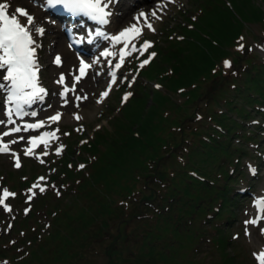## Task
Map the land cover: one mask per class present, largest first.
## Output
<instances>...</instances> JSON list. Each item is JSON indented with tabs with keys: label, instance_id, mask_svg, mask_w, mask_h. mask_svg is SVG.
I'll list each match as a JSON object with an SVG mask.
<instances>
[{
	"label": "rangeland",
	"instance_id": "1",
	"mask_svg": "<svg viewBox=\"0 0 264 264\" xmlns=\"http://www.w3.org/2000/svg\"><path fill=\"white\" fill-rule=\"evenodd\" d=\"M154 1L156 0H143L142 3L136 6V9L141 7V11H143L144 5ZM160 2L164 3V0H161ZM0 3L9 5L7 10L10 13L15 14L14 9L16 8V4L14 0H0ZM199 3L202 7H199ZM213 5L218 6L222 12L225 10V14L229 13V19L221 21V24L219 22L215 23V19L213 21L214 23H207L206 18L207 16L210 17L211 13L207 12L206 8H211ZM164 8L166 10L159 15L160 18L150 16L151 20L141 21H144L146 24L150 22L153 26L155 25V31L149 29L145 25H141L143 29L142 38H149L155 44L160 43L161 46L165 47V45L168 44V38L180 39L182 32L181 30H178V26L186 27L188 21L190 22L195 19V21H192V26L184 32L185 38L182 42V45H184L182 48V50H184L183 54H188L194 50L201 51L205 55L211 53L218 55L220 66H216V69H219V71L223 69L225 76L218 79L216 85L213 82L212 73L200 74L193 80H189L187 77L190 76V73L192 72L189 63H186L185 66L183 65V61H176L177 59L173 62H169L168 60L161 58L160 55L157 56V51L155 52V50L152 49L151 51L155 53V58L147 66L148 69L152 71L155 70V77L152 82L139 76V73H135L136 62L133 61L132 58L127 60L119 81L111 86L107 83V70L109 67L106 68L103 64V68H101L102 66L93 67L94 72L92 75V83L95 87V92L89 96L86 95V102H83L80 107L82 109L77 106H72V108L69 109L70 111L66 110L67 108H63L64 111L66 110V116L78 114L80 119L77 120L74 115V118L72 119L64 117L57 123H52L50 125L46 124L42 131L35 134L39 135L41 132L48 131L49 128L59 129L57 132L59 139H50V144L47 149L43 144H40L34 149L35 155L24 158L26 156L24 154L25 149L30 146L28 144V139L29 137L34 136V134L27 133V130H22L19 133H13L11 136L4 137L5 142L17 139L20 136L24 137V140H19L17 143L10 145L11 152L19 154V158L22 160L21 167H15V160L11 153H0V196L3 195L4 189H7L11 193H15L14 196L8 197L5 201L11 208L10 212L6 211L4 207L0 205V248H5V245L9 243H11L13 247V249L9 250L8 248L4 249L8 253L7 264H13L14 259L12 253L18 252L19 254L26 256V250L30 249L31 251L32 247H35L32 246V243H28L26 238H23V241H25L22 242L23 245L19 243V246H17L19 248H14L15 245L11 241L10 236H5L13 232V234H15L14 236L19 238L18 219L28 212H25V210L30 208L36 196L34 195L31 201H26L24 195H30L31 192H27V190L25 191V186L15 187L14 183H19L21 181L29 183L31 180L32 183L34 182L32 185H34L37 183L38 179L34 181L32 178L37 172V174H42L43 177L46 178L47 173L45 172V168L49 166L50 168L51 166L58 167L59 163L56 162L64 153L65 149L67 151L72 150L73 156L74 154H79L77 157H73L67 164L73 171H79L80 173L81 171H87L92 168L96 169L100 165L98 161L100 154L103 153L102 151L108 150L111 140L117 139L119 145L122 144L123 138L118 132L120 131L119 124L120 120H122V116L125 114V109H121L123 104L122 101L124 100L121 99L120 94L125 90H128L130 93L134 91L135 93L137 85H142L144 88L143 90L146 91L147 94H150L151 96L153 95L154 104L151 105L150 115H154L155 124L158 122L163 124L161 130H155L154 132L158 138L153 139L148 133L145 135L140 134L141 136H139V138L145 141H150L151 143L154 142L152 147L163 145L166 137H172L173 134L170 135L169 132L173 133L175 130V124H173L174 120H178L185 115L190 116L191 113H193L192 108L194 102L192 103L190 101V103L187 101H189V98L192 96V93L196 88L200 89L199 91L197 90L198 92L201 91L200 93L202 94L208 93L211 96L216 93L219 94L220 90H224L226 96L233 99V104H231V106L236 105L233 112L230 114L222 112L225 109H228V106H225L226 104L224 105V101L219 105L216 104L215 111H218L217 113L221 130L224 131L226 127H231V131L239 135L242 140L238 141L235 139L233 144L231 143V139H229L230 135H221L220 138H218L219 140L217 139V141L211 146L208 145L204 147V150H202V148L197 150L196 143H194L196 138L188 135L186 136L188 139L184 144L183 152L182 155H180V160L177 165L172 164L176 157L175 154L162 159L158 163L160 168H164V165L168 168L166 169L170 178H174L175 174L178 173L176 179L181 181L179 184L180 187H178L175 192L176 196L174 197V201L163 203L161 220L164 222V218H168V224L172 225L174 221L182 217L180 219L182 222L180 225L183 231L174 232L175 229L172 228L168 230L167 234H164L161 239L163 243L161 248L163 254L157 255V259L163 260L171 257L170 252L172 246L181 242L190 245L189 250L186 251L185 261L193 262V264H214L216 262L227 263L234 255L240 256V260H238L237 264H240L241 262H245L244 264H257L256 261H259L258 256L254 254H258L262 249L264 250V241L254 238L252 228L255 227L257 230L258 227L250 224L246 226L245 221L253 218L252 213L254 208H256L254 205L255 198L257 196L259 198L264 197V168H260L264 165L262 164L264 161V106L259 105L260 102L257 100L246 98L247 93L243 90L244 84L246 86V83L244 82L247 81V79L251 80L248 78V74L252 73L251 76H253L252 79H254V82H251L253 86V91L251 92H254L255 96L262 95L264 98V0H175L174 3H167L164 5ZM129 13L132 14V10ZM134 14L137 15L136 13ZM45 19L47 21V18ZM227 22H232L234 26L238 28L236 34L232 37L224 34V24ZM47 23L51 24L48 21ZM133 23L138 22L134 20L130 24L122 23V25L118 27V25L121 24L120 18H118V23L115 25L114 32L121 27L127 28ZM215 24L216 26H214ZM236 27L231 28V30ZM56 32H58L56 29L55 31H47V33H51L53 36L57 35ZM214 33L219 35L217 38L223 39L218 46H215V43L213 42V39H217L215 38ZM41 37L42 36L38 37L39 45L41 39H44V41L47 40V38ZM241 37H243V40L240 39ZM55 40H59V37H55ZM240 44L244 45L243 50H239ZM52 55L53 54L46 52L44 46L41 50V66H43V63L46 65V61L53 58ZM225 61H231V67H225ZM96 68L99 69L96 71ZM231 68L234 69V72L231 71L228 73ZM41 70V79L49 91V96L53 99V101H50V104L54 105L56 104V101H54L55 99L60 100V95H58L59 91H57L59 88L52 87V84L48 79L49 76H47L48 74H45V66H43ZM62 71H64V69L57 72L59 73ZM2 75L3 73L0 76ZM144 76L147 78V75ZM125 77L127 78L123 82ZM234 77V83L237 84L241 82L237 86L242 89H234L235 85L233 86V89H231V83H233ZM128 82H131V84L129 85ZM102 84H104V87ZM258 84L262 86V90H258ZM61 88H63V85L60 86V89ZM106 90H108L109 94L107 97H104L102 93ZM197 91L195 93H197ZM205 97L206 95L198 100ZM161 99L166 101L165 104L160 102ZM198 100L196 102H198ZM240 100L250 104V106H246V110L249 111L250 114L247 113L243 108V105L239 103ZM201 101L204 102V100ZM3 102L4 97L3 95H0V120L7 119L4 112ZM172 103H174L175 106H173ZM72 105H74V103ZM58 106L61 107L60 105ZM148 106H150V104ZM59 107H56L55 105L54 109L47 111L45 117L42 116L43 120L45 121V119L51 117L53 113L56 114L59 112ZM35 112L37 114L39 113L38 110ZM43 113H45V110ZM115 115H117V117L113 118ZM232 116L238 117L240 122L239 120L236 121L233 119ZM33 117L37 119L36 115ZM42 117L40 116L38 119ZM14 119L17 121L16 125L0 124V133L17 125L23 129L24 125L27 123L38 122L37 120L27 121L15 117ZM208 119V113L205 109L204 102L201 104V108L197 107L195 110V117L191 120H186L183 123V127L187 131H193L196 127L203 125L202 123L208 121ZM245 119L247 120L245 123L246 128H244L243 125ZM129 121L130 120L125 121L124 124H122L127 133H129L127 129L129 127ZM142 121L143 118H137L134 120L133 128H130V132H132L131 134L133 136L137 131L136 126H139ZM172 125L174 126L172 127ZM246 130L247 134L245 133ZM178 131L179 128L176 129L175 134H177ZM251 132L253 133L252 135L250 134ZM101 137H105V140ZM86 138L91 139L88 140V143L83 145L78 152L77 149L78 145H80V141L85 140ZM61 144L64 145V149L62 153L58 155L54 151V148ZM45 151H47L48 154L46 156H41ZM141 151L148 152L145 147H143ZM176 151L180 153L182 148H177ZM165 152H168V150ZM40 159H43L44 163H41ZM31 161L35 162L37 165L31 164ZM229 162H233L236 170H238L233 179V181L235 180L234 186L238 189V192L246 189L245 194L234 202V220H232L230 224L224 222L225 218L222 220L219 219L217 223H215V221L207 223L205 221L206 218L214 219L213 211H211L207 205L202 207L201 211H198L197 205L203 206L206 203L211 202L216 190L222 187L221 184H217L215 190V188L209 184L213 179V174L216 169L224 168L225 170H228L226 163ZM80 165H83L84 167L81 168ZM22 167L23 169H21ZM251 169H255L254 174ZM258 169L259 172H257ZM19 170L20 173L18 175L17 171ZM10 171L15 174L16 179L11 177L12 174ZM49 172L50 171H48V173ZM62 176L63 174L61 177ZM22 178L26 180H22ZM48 179H50L51 183L56 181L52 180L49 175ZM233 181L231 184H233ZM3 182L6 183V185H3ZM221 182L224 183V181ZM41 183H46L48 187L55 189V186H49L47 179ZM70 184H72V182H70ZM101 184L99 185L101 186ZM32 185L31 187L33 188ZM60 189H64L63 195L60 194V197H58V193H53L52 196H50L51 202L58 198L60 201H63V206L60 210L45 209V207H48L50 200H46L45 204L42 206H36L38 202L36 200L34 202V207L36 208V210L34 209V216L38 224H40L42 221L41 219L43 218L41 211L44 210V218L49 227L48 231L51 230L52 216H62L63 211H66V213L75 211V207L73 205L71 206V204L73 203V196L79 191L78 187H76V185L71 187L60 186ZM33 191L36 194L40 193L39 188H35ZM58 191L56 190V192ZM112 194L115 195L116 192H112ZM135 197H138V195ZM28 219L31 224H35L34 218L31 217ZM58 221L59 218L56 222ZM183 221H188L190 223L192 221L194 222L186 227ZM263 223L264 222H261V224ZM39 226H41V224ZM125 227L127 230H130L133 229L134 224H128L125 225ZM246 228L250 235L245 234ZM43 236L39 237V235H36L37 239L40 241ZM219 237L220 240L218 241ZM228 239H231V243H228ZM101 246H103L101 241H97L94 244V249H91L93 252L90 254L92 255L91 261H94L95 264H105V257L102 255V251H100L102 249ZM51 249L52 247L50 250ZM95 250L98 251L96 252ZM96 253L100 254L98 255ZM178 260L181 259L178 258ZM5 263L6 261L0 260V264Z\"/></svg>",
	"mask_w": 264,
	"mask_h": 264
},
{
	"label": "trees",
	"instance_id": "2",
	"mask_svg": "<svg viewBox=\"0 0 264 264\" xmlns=\"http://www.w3.org/2000/svg\"><path fill=\"white\" fill-rule=\"evenodd\" d=\"M206 9L207 12L211 13L210 17L207 16L206 18L207 23H214L215 19V23L219 22L221 24V21L229 19L230 14H225V10L222 12L218 6L213 5L211 8L207 7ZM224 27V34L229 37L234 36L238 30L232 22L225 23ZM234 27L236 28L231 30ZM180 29L183 32L187 30L185 27ZM214 36L215 38L219 37L217 33H214ZM183 40H168V44L165 47L158 45L155 48L160 57L169 62L177 59L176 61H183L185 66L186 63H189L192 72L187 79L193 80L200 74L212 73V79L216 85L218 79L225 76L223 69L221 71L216 69V66H220L218 55L213 53L205 55L201 51L194 50L188 54H183ZM222 40V38H217L213 39V42L215 46H218ZM144 74L150 80H154L155 70L147 69ZM251 75L252 73L248 74V78L251 80L247 79L244 82L246 86L244 84L243 91L247 93L246 98L257 101H259L258 98L264 99L262 95L255 96L254 92H251L253 91L251 82H254ZM237 85H235L234 89L241 88ZM257 88L262 90V86L259 84ZM197 90L199 91L200 89L196 88L189 101H187L194 102L193 113L190 116L185 115L178 120H174L175 130L173 133L169 132L170 135H173L172 137H166L163 145L152 147L154 142L151 143L139 138L140 134L145 135L146 133L153 139L158 138L154 132L155 130H161L163 124L161 122L155 124L154 115H150L154 97H151L152 101L150 106L147 107L150 94H147L143 88H138V91L130 97L123 107L125 114L120 120V131L118 132L123 138L122 144L119 145L117 139L111 140L108 150H104L100 154L98 160L100 165L96 169L92 168L80 173L79 171H73L67 166L72 158V154L67 152L61 160L62 165L59 173L53 174L51 179L56 181L60 179V183L72 182L73 185L78 187L79 191L73 196V203L71 204V206L75 207V211L69 213L63 211L62 216H52L51 230L44 236L42 241L32 247L27 257L16 259L17 256L13 255V264H95L94 261H91L92 255L90 254L93 253L91 249H94V244L97 241H101L103 245L100 251L105 257V264H193V262L185 261L186 251L189 250L190 245L181 242L172 246L171 257L163 260L157 259V255L163 254L161 239L164 234H167L168 230L172 228L175 229L174 232L183 231L180 225L182 217L174 221L172 225L168 224V218H164V222L161 220L163 203L174 201L175 192L180 187L181 181L176 179L178 173L175 174V177L171 175L174 178H170L167 172L168 168L165 165L164 168H160L158 163L162 159L175 154L176 157L172 164L177 165L183 151L178 153L176 149L184 148V144L188 139L186 136L188 135L196 138L194 143H196L197 150L199 148L204 150V147L211 146L221 135H230L231 143L236 138L242 141L239 135L231 131V127H226L224 131L221 130L218 111H215L216 104L219 105L224 101L223 103L228 106V109L222 112L230 114L236 108V105L231 106L233 99L227 97L224 90H220L219 94L216 93L212 96L208 93L202 94L200 93L201 91L198 92ZM196 91L197 93H195ZM204 95H206L205 98L198 100ZM197 100L198 102H196ZM201 100L205 102V109L209 119L204 121L203 125L196 127L195 130L187 131L183 127V123L195 117V110L197 107L201 108V104L204 103ZM160 102L165 104L166 101L161 99ZM239 103L245 109L247 102L240 100ZM172 104L175 106L174 103ZM137 118H143V121L139 126H136L137 131L133 136L130 128H133L134 120ZM128 120H130L127 128L129 133L122 125ZM177 128H179V131L175 134ZM101 138L105 140V137ZM143 147L147 148L148 152L141 151ZM166 150L168 152H165ZM226 166H233V170L216 169L213 179L209 183L215 190L217 184L222 185L221 188L216 190L211 202L203 206L197 205L198 211H201L202 207L206 205L213 211L214 219L206 218L205 221L207 223L211 221L217 223L219 219L222 220L223 218L228 222L234 216L232 207L235 198L239 195L238 193L236 194L235 187L231 182L234 179L233 173H236L237 170H235L233 162L226 163ZM62 174L63 176L60 177ZM11 177L14 179V175ZM221 181H224V183ZM26 184L27 182L21 181L17 186L21 187ZM112 192H116V194L113 195ZM136 195L138 197H135ZM50 196H52L51 192L39 196L36 200L38 202L36 206H42L46 200H50L47 209L60 210L63 206V201L58 198L51 202ZM34 209L36 210L33 206V211ZM33 211H30L25 217L21 216L18 220L23 225H29L28 218L35 217ZM58 218L59 221L56 222ZM34 221L36 222V219ZM183 222L188 227L194 221L191 223L188 221ZM128 224H134L133 229L127 230L125 225ZM32 227L34 231L35 227ZM22 231V236L25 235L27 241H30V243L35 241L36 236L33 231L23 229ZM219 240L220 237L218 238ZM228 240V243H231L230 239ZM19 242L22 244L25 241L20 239ZM16 245L19 244L16 243ZM51 247L52 249L50 250ZM95 251L97 252L98 250ZM96 254L99 255L100 253ZM6 255V251L0 248V256L5 257ZM178 258L181 260H178ZM214 264H237L236 255L232 256V259L227 263L216 262Z\"/></svg>",
	"mask_w": 264,
	"mask_h": 264
},
{
	"label": "snow or ice",
	"instance_id": "3",
	"mask_svg": "<svg viewBox=\"0 0 264 264\" xmlns=\"http://www.w3.org/2000/svg\"><path fill=\"white\" fill-rule=\"evenodd\" d=\"M116 0H44V7L49 11H63L72 16H86L91 21L97 23L100 26H105L110 23V17L112 15L111 5L115 3ZM9 5L5 3H0V72L3 73L0 76V95L4 97V112L7 117L6 120H0V124L16 125L17 121L14 117L23 118L27 115L35 116L37 113L35 111L29 113L27 111L32 105L37 102H42L47 94V90L42 87L39 83V71L40 64L37 57V48L40 46L36 37L43 36L45 29L40 26H35V17L30 14L27 9L23 7H17L15 9V14H9L6 8ZM18 14V15H17ZM152 16H157L156 10H152ZM24 17L26 23H21L19 17ZM148 13L143 11L139 12L134 19L140 21L141 19L148 21ZM148 28L155 31L154 26L149 22ZM142 34V28L138 26L137 23H133L127 28L119 31L118 34L108 36L104 31L97 29L94 33L95 36L103 37L106 40H110L114 44L123 43L124 48L119 53V63L115 64V68L119 69L125 60V55H130L131 52L126 51L129 48L132 39L140 36ZM92 34L90 33V39ZM243 40V37L240 38ZM132 50L135 49V45H132ZM151 47L150 41H145L139 51L141 54L146 52ZM244 45H239V50H243ZM102 57H111L115 53L109 49H105L100 54ZM155 53H151L148 59H144L141 63V67L148 64ZM57 66L62 65V58L59 54H56L53 61ZM111 63V61H109ZM225 67H231V61H225ZM92 67L91 64L85 63L83 60L80 61L79 74L74 76L73 87L69 88L65 83V76L63 73L60 74L59 79L55 82L57 84L63 85L62 91L59 93L63 99L64 104L68 103L66 97L69 92L75 91V83H78L81 78L86 74V69ZM113 83H115V72H112ZM158 87V86H157ZM109 94L108 90L102 93L104 97ZM131 93L125 95L124 99L127 100ZM77 101L81 99H87V96H76ZM61 113L57 112L55 115L49 117V121L57 122L61 118ZM77 120L80 116L77 114L75 116ZM45 127L44 121H38L36 123H27L24 125L23 129L17 125L15 127L9 128L7 131L0 133V153H11L15 160V167H21L19 154L12 153L10 145L17 143L19 140H24L23 136L17 139L4 141V137L11 136L13 133H19L22 130L29 129H40ZM59 129L54 131H45L40 135H34L29 137L28 144L30 146L26 147L25 155L33 156L35 155L34 149L40 144H43L45 148L50 144V139H59L57 132ZM64 145H59L56 148V153L59 155L62 153ZM47 151L43 152L41 156H46ZM41 163H44L43 159H40ZM83 168V165H80ZM252 173H255V169H251ZM45 177H39L37 183L33 185V189L39 188L40 192L46 191V184L41 182L45 181ZM33 189H29L32 195L28 197L31 200L35 195ZM15 193L9 192L7 189L3 190V195L0 196V205L4 207L6 211H11L9 204L5 201L8 197L14 196ZM254 205L258 208V214L256 217L245 221V225H258L261 220H264V197L257 198L254 201ZM26 212L29 209L25 210ZM261 233L264 234V229H261ZM246 235H250L245 230ZM260 264H264V250L258 254Z\"/></svg>",
	"mask_w": 264,
	"mask_h": 264
},
{
	"label": "bare ground",
	"instance_id": "4",
	"mask_svg": "<svg viewBox=\"0 0 264 264\" xmlns=\"http://www.w3.org/2000/svg\"><path fill=\"white\" fill-rule=\"evenodd\" d=\"M14 1H15V4H16V7H23L25 9H27V11L35 17V26H37V27L42 26L43 28H45V32H44L45 35H44L43 38H47V40L45 39L46 41H44V39H43L42 40V44H43V48L45 46L46 52H48L50 54H53L54 56L56 54H59L61 56V58H62L63 62H62V65L60 67L54 66V64H52L53 63V58H51V60L46 61L47 62L46 65H44V63H43V66H45V69H46L45 74H48L47 76H49L48 79H49V82H51L52 87L53 88H57L58 87L60 89V86H62V85L61 84H57L55 81L57 79H59L60 74L63 73L64 76H65V83L67 84V86L69 88H72L73 87V83H74V76L79 74V67H80V61L81 60L79 58H77L76 55L68 48V46L66 45V42L64 41V38L61 37L60 34H57V35L53 36V35H51V33L50 34L47 33L48 30L49 31L50 30L55 31V29L57 30V28H55V26L47 23V21H46V19L44 17V12H43L41 7H39L38 5H35L34 3L28 2L27 0H14ZM35 1L38 2V4H40V2L38 0H35ZM160 1L161 0H156L154 2H151V3L147 4V5H144L143 12L145 11V13L149 14L148 20H151L150 16H152L151 15L152 10H156L158 16L166 10L164 8V4L161 3ZM164 1H166V0H164ZM166 3H167V1H166ZM117 5H118V3L115 2V3H113L111 5V8L115 9ZM122 5H123V3L118 6V9H120L119 7L122 6ZM129 12H131L130 9L127 11V13L121 15L122 16L120 18V23L121 24L118 25V27L121 26L122 23L130 24L131 22H133L135 20L134 17L136 15L134 13L130 14ZM153 17H157V16H153ZM25 20L26 19L24 17L20 18L21 23H26L27 21H25ZM142 20L143 19H141L140 21H136V20L135 21L139 23ZM57 33H59V30H58ZM118 33H119V31L116 32V34H118ZM111 35H115V33H113ZM57 36L59 37V40H55V37H57ZM47 41H48V44H47ZM112 44L113 43H111L110 45L107 44L108 45V49L110 48V46ZM38 52L39 51L37 50V54H38ZM53 55H52V57H54ZM41 59H42V56H41ZM46 59H48V58H46ZM97 59L98 60H92L90 58H83L82 60L85 63L91 64L92 67L86 69V74L81 78V80L78 83H75V91L74 92L70 91L68 96L66 97L67 101L69 100L68 103L65 105L64 102H63V99L61 98V96L59 97L60 100L59 99H55L54 100V101H56V104H54V105L50 104L49 106H45V104L43 103L37 109L38 112L40 113V114L38 113L39 115L38 114L36 115L37 119L40 116L41 117L45 116L47 114L46 109H49V110L54 109L55 105H56V107H59L58 105H60L61 107L63 106L62 108L59 107L60 108L59 112L62 114L60 119H63L64 117H66L68 119H72L74 114L66 116L67 115L66 110L71 109L72 106L73 107L77 106V107L80 108L81 104L83 102H86L85 99H81V100L77 101L75 99V97L76 96H85V95L89 96V95H91L92 93L95 92L94 91L95 87H94V85L92 83V80H93L92 75H93V72H94V68L93 67L102 66V61H103V58L99 57V55L97 56ZM105 59L110 60L111 58L107 57ZM62 69H64V71L59 72V73L57 72V71H60ZM102 86L104 87V84H102ZM45 98H47V95H45ZM51 100L53 101L52 98H51ZM73 103H74V105H72ZM63 108L64 109L67 108V109L64 111ZM80 109H82V108H80ZM44 110H45V113H43ZM44 122L47 123V122H51V121L46 119ZM54 123H56V122H54ZM263 192H264V190H263ZM257 198H259V197L257 196L255 199H257ZM257 214H258V208L256 207V208H254V211L252 213V217L253 218L256 217ZM261 222H264V220H261ZM261 222L258 225H256L258 227V229L256 230L255 227H253L252 231L254 233V238H256V239H258L260 241H264V234L261 233V229H264V223L261 224Z\"/></svg>",
	"mask_w": 264,
	"mask_h": 264
}]
</instances>
